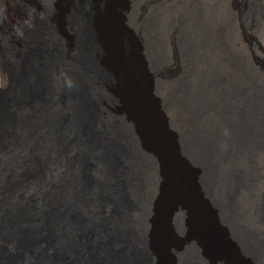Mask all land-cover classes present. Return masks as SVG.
Listing matches in <instances>:
<instances>
[{
	"label": "bare ground",
	"instance_id": "bare-ground-1",
	"mask_svg": "<svg viewBox=\"0 0 264 264\" xmlns=\"http://www.w3.org/2000/svg\"><path fill=\"white\" fill-rule=\"evenodd\" d=\"M169 1L38 0L5 23L0 264H210L205 238L264 264V0ZM123 19L137 67L113 58Z\"/></svg>",
	"mask_w": 264,
	"mask_h": 264
},
{
	"label": "rangeland",
	"instance_id": "rangeland-1",
	"mask_svg": "<svg viewBox=\"0 0 264 264\" xmlns=\"http://www.w3.org/2000/svg\"><path fill=\"white\" fill-rule=\"evenodd\" d=\"M127 6L129 7L128 13L131 11L132 0H125ZM155 0H138V4H141L142 8L146 5L152 3ZM189 0H170L169 3L173 5H177L175 7H183L187 5ZM192 1V0H190ZM59 2V1H58ZM119 0H116V4ZM175 2V3H174ZM229 4L233 7L237 6V8L242 7L246 0H227ZM191 3V2H190ZM38 6V0H0V37L1 39L4 38V32L7 30L5 28V23H7L9 28H17L19 29L21 23V12L22 8L24 7H32L36 8ZM115 8L120 12V3L119 5H115ZM235 9V8H234ZM238 10V9H237ZM236 11V9H235ZM124 10H122L121 18H124L128 15L125 13L123 15ZM121 13V12H120ZM126 30H122L117 35L118 42L112 48V54L114 61L117 62L120 67H137V61L133 55V45H134V33L135 30L133 27L128 24L127 20H122ZM133 34V35H132ZM256 39L258 43H256V52L258 57H262L261 66L264 65V30L261 31L259 34H256ZM138 38V36H137ZM264 67V66H263ZM4 79L0 74V87L2 86ZM152 86V85H151ZM150 86V88H151ZM153 92L154 100H158L159 95ZM137 101V100H136ZM142 101V100H141ZM140 105H143L139 100L137 101ZM167 120L170 123L169 116L166 114ZM158 141V140H157ZM161 149H164L166 152L165 147H163L161 142L157 143ZM159 147V148H160ZM163 152V151H161ZM164 193V192H163ZM167 191H165V194ZM194 223V222H193ZM195 224V223H194ZM196 226V225H195ZM196 227H199L198 225ZM195 228V227H194ZM192 228L185 227V231L179 237L186 238V236L191 232ZM188 233H187V231ZM193 232V231H192ZM209 238H205V241L202 245H199L200 254L202 258L210 263V264H255L253 263L248 257L244 256L242 253L238 252L237 246L234 244H227L222 243L220 239H213L208 240ZM212 241V242H211ZM171 253H167L163 255L160 260L156 261V264H175L174 255L172 254L171 248H169ZM206 251V252H205ZM205 255V256H204ZM219 261V262H218Z\"/></svg>",
	"mask_w": 264,
	"mask_h": 264
},
{
	"label": "clouds",
	"instance_id": "clouds-1",
	"mask_svg": "<svg viewBox=\"0 0 264 264\" xmlns=\"http://www.w3.org/2000/svg\"><path fill=\"white\" fill-rule=\"evenodd\" d=\"M66 87H68V88L73 87V81L71 79L66 80Z\"/></svg>",
	"mask_w": 264,
	"mask_h": 264
}]
</instances>
